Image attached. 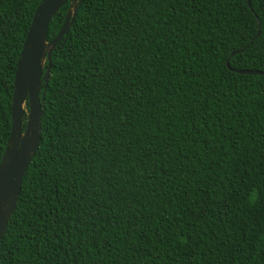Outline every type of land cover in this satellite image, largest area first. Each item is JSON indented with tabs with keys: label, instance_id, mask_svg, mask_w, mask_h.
<instances>
[{
	"label": "trees",
	"instance_id": "trees-1",
	"mask_svg": "<svg viewBox=\"0 0 264 264\" xmlns=\"http://www.w3.org/2000/svg\"><path fill=\"white\" fill-rule=\"evenodd\" d=\"M41 1L0 0V162ZM43 107L0 264H264V0H81Z\"/></svg>",
	"mask_w": 264,
	"mask_h": 264
},
{
	"label": "water",
	"instance_id": "water-1",
	"mask_svg": "<svg viewBox=\"0 0 264 264\" xmlns=\"http://www.w3.org/2000/svg\"><path fill=\"white\" fill-rule=\"evenodd\" d=\"M67 1L69 7L64 21L54 38L48 40V24L55 12ZM80 1L42 0L37 5L27 30L14 75L10 134L0 162V239L6 230L10 215L15 210L25 170L39 145L41 117L44 113L43 97L49 78L51 51L57 42L68 34ZM46 59L47 67L44 70ZM227 66L229 67L228 63ZM236 71L260 73L251 70Z\"/></svg>",
	"mask_w": 264,
	"mask_h": 264
},
{
	"label": "clouds",
	"instance_id": "clouds-1",
	"mask_svg": "<svg viewBox=\"0 0 264 264\" xmlns=\"http://www.w3.org/2000/svg\"><path fill=\"white\" fill-rule=\"evenodd\" d=\"M246 200L249 206L255 205L256 201L258 200V193L255 189H252L247 193Z\"/></svg>",
	"mask_w": 264,
	"mask_h": 264
},
{
	"label": "rangeland",
	"instance_id": "rangeland-1",
	"mask_svg": "<svg viewBox=\"0 0 264 264\" xmlns=\"http://www.w3.org/2000/svg\"><path fill=\"white\" fill-rule=\"evenodd\" d=\"M25 112L27 113V107L25 106ZM26 119V118H25ZM25 119H24V121H25ZM25 126V125H24Z\"/></svg>",
	"mask_w": 264,
	"mask_h": 264
}]
</instances>
